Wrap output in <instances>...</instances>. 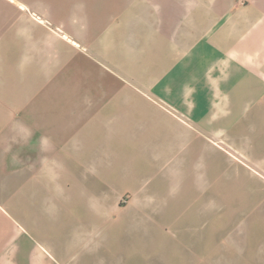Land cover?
Wrapping results in <instances>:
<instances>
[{"label":"crops","instance_id":"obj_1","mask_svg":"<svg viewBox=\"0 0 264 264\" xmlns=\"http://www.w3.org/2000/svg\"><path fill=\"white\" fill-rule=\"evenodd\" d=\"M164 218L264 224V0H0V264H157Z\"/></svg>","mask_w":264,"mask_h":264},{"label":"rangeland","instance_id":"obj_2","mask_svg":"<svg viewBox=\"0 0 264 264\" xmlns=\"http://www.w3.org/2000/svg\"><path fill=\"white\" fill-rule=\"evenodd\" d=\"M198 169H192L191 174V181H190V189H189V196L191 198V202H176L175 203V209H184L187 208L189 210H195L197 211L199 208L198 201H192L194 199H197L199 195V187H198ZM170 220V219H169ZM129 221V220H128ZM182 221H184L183 218H175L174 224L181 225ZM148 224V223H144ZM154 227H159V234L156 244H154L152 250L151 246H149L147 243L144 244H133L129 247L128 253H133V255L129 256H135L137 259H146L152 257L153 259L158 260L157 264H207V260L218 256L220 254L224 256H228L229 258L232 257H238L241 261V264H246L245 261H251L254 257H256L258 253H263V250L257 249L259 246V242L262 238H264V224L263 225H252V228H250V232L248 235H242L241 242L243 246H246V248L242 247L239 251L235 249H224L221 245L217 244V240L215 237H217L215 234L210 233L209 225L208 227L201 226V229L198 227V223H195L193 225L197 226V229H194L193 232L195 234L193 237H191L189 240L185 239L183 241H176V243H165L162 241V237H168L167 232L161 230L162 226H167V219L164 218V222L158 223V220L155 224H151ZM145 226V225H143ZM150 226V225H148ZM206 228V231L205 229ZM201 235V238L203 240V237L205 239L201 243V246L199 245L198 237ZM225 241L227 244V248H230V244L227 242V239L231 237L229 234H225ZM246 238V240H245ZM206 244V249L202 245ZM235 246V245H233ZM262 249V248H261ZM199 251L204 253L206 255V262L204 260L199 259ZM241 252V255H238L237 253Z\"/></svg>","mask_w":264,"mask_h":264}]
</instances>
